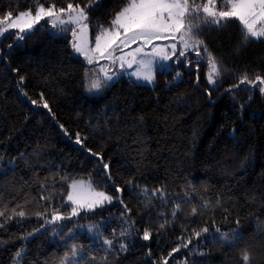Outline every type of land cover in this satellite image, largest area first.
<instances>
[{"label": "trees", "instance_id": "trees-1", "mask_svg": "<svg viewBox=\"0 0 264 264\" xmlns=\"http://www.w3.org/2000/svg\"><path fill=\"white\" fill-rule=\"evenodd\" d=\"M129 1L0 0V18L78 6L95 35ZM205 1L186 0L199 46L151 86L87 92L90 64L45 22L0 37V264H264V33ZM75 179L111 202L59 228ZM99 219L104 239L69 232Z\"/></svg>", "mask_w": 264, "mask_h": 264}, {"label": "rangeland", "instance_id": "rangeland-1", "mask_svg": "<svg viewBox=\"0 0 264 264\" xmlns=\"http://www.w3.org/2000/svg\"><path fill=\"white\" fill-rule=\"evenodd\" d=\"M190 10L186 0H130L111 20L109 28L92 35L82 8L39 4L34 10L0 18V37L10 30L17 35L26 34L36 24L45 22L53 30L68 31L73 51L90 64L87 92L96 93L119 76L151 86L157 68L168 69L171 62L180 61L187 51L199 46L191 28ZM199 10L215 21L236 17L252 38L264 33V0H229L226 10H218L214 0H206ZM180 76L177 72L175 80ZM66 200L71 211L56 214L59 228L65 225L61 220L111 202L107 193L94 189L86 179L69 183ZM104 224L103 219L75 223L69 232L85 230L95 239H102Z\"/></svg>", "mask_w": 264, "mask_h": 264}]
</instances>
